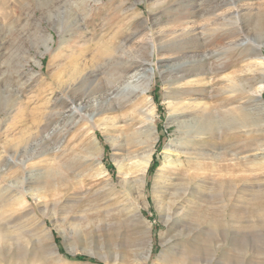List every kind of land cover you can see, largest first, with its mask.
<instances>
[{
  "label": "rangeland",
  "instance_id": "rangeland-1",
  "mask_svg": "<svg viewBox=\"0 0 264 264\" xmlns=\"http://www.w3.org/2000/svg\"><path fill=\"white\" fill-rule=\"evenodd\" d=\"M262 35L264 0H0V264H264Z\"/></svg>",
  "mask_w": 264,
  "mask_h": 264
},
{
  "label": "bare ground",
  "instance_id": "bare-ground-1",
  "mask_svg": "<svg viewBox=\"0 0 264 264\" xmlns=\"http://www.w3.org/2000/svg\"><path fill=\"white\" fill-rule=\"evenodd\" d=\"M250 12H251V10H250ZM193 29H194L193 27H189V25H186V26H184L181 29L182 32L181 31H179V32L183 33L184 35H187L190 32H192ZM176 31L173 30V32H176ZM152 45H153V50L151 52L154 53L153 52L154 51V44H152ZM243 45H245V44H243ZM263 50H264V36L260 40L253 39V44H250V45L248 44L246 46V48H245L246 56H249L251 54H257L258 55V57H257L258 59H256V60L259 62L260 65H262ZM259 64H256V68L254 70H252V71L254 73L253 77H255V78L259 77L258 81L261 83L262 82V72H261L262 70H261V67L257 66ZM148 70L150 71V73L147 76L145 75L146 79L143 82H133V81H131V82L127 83L128 90H126L125 94L130 95V94H133V93L136 94L138 92L140 96H146V92H147V90H148V88L150 86V77H151V75L153 73L154 67L150 66V68ZM262 88H263V86L259 85V87L256 90L257 94H255L252 97L253 100H255L257 102L253 108L260 115V117L264 116V101L262 100L261 97H259L260 94H261ZM108 104H109V102H108ZM140 109L141 110H139V117H138L139 118V122L143 124L144 128L149 132L148 134L152 135V139L151 138L150 139L152 140V148H153L154 144H155V141L157 140V134L155 132L156 128H154L155 127L154 120H155L156 114H155L153 108L151 107V100L150 99H148V100L143 99V106H141ZM204 114H209V112L208 111L204 112ZM232 119H233V117L229 118V120H232ZM192 123L195 124V125L197 124V126L198 125H204L200 130H206V129L207 130H215V128H216V125L213 122V118L210 115H207V117H205V118H201L200 122L193 121ZM173 124L176 125L175 131L177 132V134L182 135V136L188 134L183 129L184 126H187L186 124H188V123L177 121V123L173 122ZM150 158H151V151L149 153H147V155H145L143 157L142 161H138L137 163L136 162L135 163H131L128 166V169H127L130 176L121 178L120 179V184H122L124 186L128 184L127 186L129 188H130V186L134 187V186L137 185V187L138 186L140 187L139 190L142 191L143 190L142 188L144 186V177L145 176H143L141 174L145 173V171L147 170V167H148L149 162H150ZM100 162H101V160H100ZM193 164H194V162L193 163L191 162V157H188L186 159V161H184V163L182 165L170 168L166 172L165 171H161L160 174H159L160 182L162 184L161 189L167 190L168 187L172 185V182H173L172 178L174 177V175H176V173H178L177 171H179V173H180L181 171H183V169L184 170L186 169L185 170L186 173L183 172V174L185 173L184 175H186L187 177H190L189 170H190V168L193 167L192 166ZM101 173H103V171H100L99 174H101ZM186 176H184V177H186ZM102 177H104V175ZM104 182L110 188L113 186V180L112 179H104ZM156 199H157V202L160 203L161 200H160V195L159 194H157ZM171 204H172V202H171ZM160 205H161L162 209L168 210L169 207H170V201H168V202H166L164 204H160ZM140 206L141 205H139L134 200V198H133V200L132 199L129 200V203L127 205H121V207H123L122 208L123 210L127 209L129 211L132 210V209L135 210V211H139L140 210ZM45 234L49 236L48 232H45ZM4 235L5 234H1V232H0V242L4 238Z\"/></svg>",
  "mask_w": 264,
  "mask_h": 264
}]
</instances>
